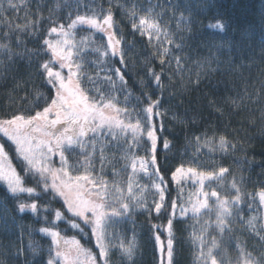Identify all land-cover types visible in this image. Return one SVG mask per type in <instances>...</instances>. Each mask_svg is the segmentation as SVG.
<instances>
[{
	"label": "snow or ice",
	"instance_id": "snow-or-ice-1",
	"mask_svg": "<svg viewBox=\"0 0 264 264\" xmlns=\"http://www.w3.org/2000/svg\"><path fill=\"white\" fill-rule=\"evenodd\" d=\"M96 3L65 0V7L73 8L75 15L69 11L61 18L56 15L59 4L45 17L39 0L34 11L30 0H0V23L7 28L0 31V50L9 64L26 60L41 82L34 93L20 97L17 111L0 118V136L14 152L11 156L6 144L0 143L4 199L10 195L19 213L31 212L41 218L45 226L38 231L50 238L46 260L40 246L29 243L32 264H112L114 250L129 264H136L135 231L128 238L110 229L137 212L147 214L149 220L166 221L151 225L158 264H174V224L188 221L195 222L189 225L195 264H264V218L252 216L245 221L241 207L246 204L251 209L258 198L264 208V186L254 193L244 192L243 177L237 179L230 168L215 161L214 167L206 168L201 159L204 149L209 154L234 152L238 146L234 140L203 132L188 141L174 169L165 167L173 145L162 136L169 114L163 105L162 74L164 66L173 61L176 71H183L182 58L173 53L182 49V33L191 31V19L179 11L178 0H169L167 7L152 0H147V7L126 6L119 0H109L107 8L102 4L92 7ZM81 7L87 11L80 12ZM114 8L120 9L131 33L152 49L145 57L146 74L159 96L143 90L147 87L144 81L139 82L140 95H134L126 72L127 49L134 44L126 47ZM8 10L24 11L23 23L4 16ZM167 11L174 17L179 11L175 31L162 22ZM208 27L223 32L226 24L217 20ZM78 31L87 35L78 40ZM96 34L102 42L96 41ZM25 38L34 47L29 48ZM153 60L159 62L160 72L152 66ZM199 82L197 76V86ZM243 99L233 98L232 103L239 108L236 101L242 103ZM172 118L177 117L173 114ZM188 148H192L191 154ZM14 159L20 162L18 166ZM144 180L147 182L142 183ZM41 199L44 202L38 203ZM236 223L256 239L258 247L253 245L250 250L247 242L233 234ZM69 231L71 236L65 234ZM85 238L94 240L95 251L81 243ZM226 246L235 250L234 257L225 258ZM25 251L19 247L17 258Z\"/></svg>",
	"mask_w": 264,
	"mask_h": 264
},
{
	"label": "trees",
	"instance_id": "trees-1",
	"mask_svg": "<svg viewBox=\"0 0 264 264\" xmlns=\"http://www.w3.org/2000/svg\"><path fill=\"white\" fill-rule=\"evenodd\" d=\"M71 3V0H69ZM88 3V0H84ZM109 0H97L92 7L102 4L108 7ZM116 3L117 0H112ZM129 6L135 3L141 7H147V0H119ZM167 7L169 0H152L153 4L159 3ZM176 2V0H173ZM180 10L188 16L191 23V31L182 33L183 47L174 50V55L182 58L183 71H176V64L173 61L170 65L164 66L162 74L163 105L168 110V116L164 119L165 130L162 136L171 141L173 147L167 153L168 161L165 167L174 169L181 162L185 145L194 136L203 132L211 135L215 132L218 135H226L237 143V149L227 155L217 152L204 154L201 159L206 168L214 167L212 163L223 165L231 169L237 179L243 177L242 191L254 193L264 186V0H178ZM45 17L49 15V9L55 8L56 15L66 18L73 8L65 7V0H39ZM36 0H30V7L35 10ZM74 7V6H73ZM5 8L7 4L5 3ZM80 12L87 11L84 7L78 9ZM114 18L118 25L123 28V35L126 47H128L126 69L129 84L133 85V93L139 96L141 93L140 81L147 85L143 90L156 92L159 90L151 78L146 74L147 67L145 57H148L152 49L148 48L146 42L139 35L131 33L130 25L122 16L119 8H114ZM157 12L162 9L157 8ZM179 11L173 16L167 11L162 18L169 27L176 30V17ZM75 15V11H73ZM6 16L13 23H23L24 11H5ZM217 20L226 24L223 32L208 27L210 23ZM47 25H45V28ZM0 31H7L3 23H0ZM87 35V32H77V38ZM181 33L177 32V36ZM29 48L34 47L33 42H28ZM96 41H101V35L96 34ZM19 52L22 49L14 48ZM94 57L90 56L89 59ZM150 58V57H149ZM119 66V65H117ZM152 66L160 72L161 66L157 60L152 61ZM197 76L200 77L197 86ZM25 82L26 85H25ZM20 87H17V85ZM41 87L39 78L35 75L34 69L28 66L26 60L17 59L14 64H9L7 57L0 50V118H5L12 112L17 111L22 103L20 97L26 92L34 93L35 89ZM249 96L251 98H249ZM244 97L243 102L237 108L233 105V98ZM32 97L29 96V99ZM153 98H156L155 96ZM123 97H121V100ZM215 102L209 105V101ZM135 103V101H131ZM217 108L220 111H217ZM175 114L177 117L173 119ZM10 149L12 146L5 138L1 139ZM192 148H188L191 154ZM143 155V152L140 153ZM164 151L161 147V162H164ZM184 160L188 156L183 157ZM14 165H19L18 160H13ZM19 170V168H18ZM109 178L111 176L109 175ZM170 178V173L169 177ZM147 182L146 180L142 183ZM32 186V185H29ZM173 189L175 186L173 185ZM189 190L186 187V191ZM176 196V191L171 193ZM5 188L0 184V264H25L27 260L32 264L33 256L27 251L29 243L38 244L43 250L42 255L47 259V249L50 238L38 231L45 226L43 220L31 212L19 213L15 200L8 195L5 201ZM151 197H149V201ZM30 202V201H29ZM43 199L38 203H43ZM244 211V219L247 221L252 216L262 218V210L257 202L249 209L246 204L241 205ZM134 221V223H133ZM165 224L162 219L149 220L147 214L137 212L130 220H125L115 225L110 232L118 235H127L131 238L133 230L137 239V251L135 255L136 264H158L159 252L155 247L151 225ZM194 221L174 224L176 235V251L174 264H195V255L192 245L189 243V227ZM233 234L241 242H247L249 249L257 245L255 238L249 232L244 231L240 223L234 226ZM72 235L71 231L65 233ZM163 236V235H162ZM84 245L93 247V242L87 238L82 239ZM19 247L26 251L17 258L16 252ZM225 258L235 256V250L231 246L225 247ZM112 264H129L121 257L119 251L114 250Z\"/></svg>",
	"mask_w": 264,
	"mask_h": 264
},
{
	"label": "rangeland",
	"instance_id": "rangeland-1",
	"mask_svg": "<svg viewBox=\"0 0 264 264\" xmlns=\"http://www.w3.org/2000/svg\"><path fill=\"white\" fill-rule=\"evenodd\" d=\"M160 3V2H159ZM78 39V38H77ZM79 40V39H78ZM3 137L2 136H0V143H1V139H2ZM6 139V138H5ZM261 210H262V218H264V208H262L261 207ZM66 235H68V234H66ZM166 235H167V233L165 232L164 234H163V236H162V239H164L165 237H166ZM69 236H71V235H69ZM78 239H79V237H77ZM83 240H81V243L83 244V242H82ZM93 243H95L94 242V240L92 241ZM85 247H89V248H93V250L95 251L96 249L94 248V244H93V247L92 246H87V245H85Z\"/></svg>",
	"mask_w": 264,
	"mask_h": 264
}]
</instances>
